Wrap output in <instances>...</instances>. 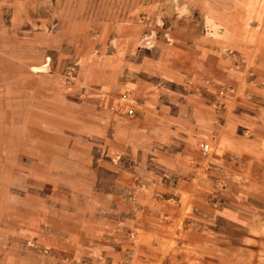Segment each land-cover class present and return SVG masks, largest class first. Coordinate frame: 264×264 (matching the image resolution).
<instances>
[{"label":"rangeland","instance_id":"obj_1","mask_svg":"<svg viewBox=\"0 0 264 264\" xmlns=\"http://www.w3.org/2000/svg\"><path fill=\"white\" fill-rule=\"evenodd\" d=\"M0 264H264V0H0Z\"/></svg>","mask_w":264,"mask_h":264},{"label":"crops","instance_id":"obj_2","mask_svg":"<svg viewBox=\"0 0 264 264\" xmlns=\"http://www.w3.org/2000/svg\"><path fill=\"white\" fill-rule=\"evenodd\" d=\"M202 102H204V101H202ZM201 102V103H202ZM209 102V101H208ZM197 112V115L195 114ZM196 116H199V117H204L205 116V114H203V112L202 111H194L193 112V117L195 118ZM207 117H209V115L207 116ZM204 118H206V117H204ZM210 118V117H209ZM210 120V119H209ZM209 122V123H208ZM207 122V124H204V125H206L207 127L208 126H210V121H208ZM211 125H213V124H211ZM212 131H214V129H212ZM145 132H146V130H145ZM152 141V139H150V142ZM185 163V161L182 163V164H184ZM187 165H191V166H193V167H195V168H199L198 170H195L194 171V169L193 170H190V172H188V173H186V175L189 177V179H194L195 181H203V180H206L205 179V177H209L210 176V173H212V174H215L213 171H211V170H208V168H207V165H209L207 162H206V160H200V161H198V163H197V165H196V163H195V160H193V159H187V163H186ZM199 164V165H198ZM185 165V164H184ZM203 167H205V169H203V171L202 172H200V169L201 168H203ZM169 212L171 211V209H167ZM159 212H161L162 214H164L162 211H159ZM167 212V211H166ZM144 214L145 215H153L152 213H150V212H148V211H146V212H144ZM155 215H157V213L155 214ZM178 215H179V213H177L176 214V212H174V213H171V214H169L168 216H169V222H168V225H169V227L171 228L170 230H172L174 227H176L177 226V224H178ZM184 216L185 215H179V218H180V224L179 225H182V223H183V221H184ZM172 217H174L173 219V221L172 222H170L172 219ZM188 225H190V224H188ZM177 230V229H176ZM170 237V236H169ZM168 236L166 237V235L164 236V238H169Z\"/></svg>","mask_w":264,"mask_h":264}]
</instances>
